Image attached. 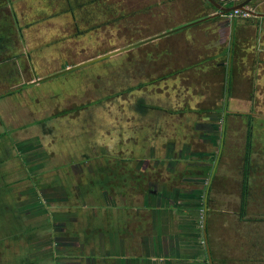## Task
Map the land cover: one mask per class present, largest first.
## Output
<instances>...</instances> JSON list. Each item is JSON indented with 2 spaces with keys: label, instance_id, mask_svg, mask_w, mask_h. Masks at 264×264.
Here are the masks:
<instances>
[{
  "label": "rangeland",
  "instance_id": "rangeland-1",
  "mask_svg": "<svg viewBox=\"0 0 264 264\" xmlns=\"http://www.w3.org/2000/svg\"><path fill=\"white\" fill-rule=\"evenodd\" d=\"M202 3L0 0V89L9 91L19 87L9 89L14 84L25 85L126 49L0 97V133L17 136L0 140V146L7 143L0 154L12 151L1 156L5 163L0 165V188L12 183L9 196L15 210L6 219L1 216L0 264H54L53 256L62 261L58 264H69L48 239L52 231H40L43 225H36L41 222L36 219L50 215L54 220L53 211L72 212L75 206L99 214L113 207L112 198H118L121 206L142 208L149 215L143 214L144 231H154L151 215L164 205L162 199L147 196L148 181H156L155 194L160 198H180L182 191L202 196L204 190L210 213L230 216L220 215L213 221L211 215L208 220V264H264V244L257 247L244 242L246 233L256 231L262 225L259 220L264 221L250 219L248 212L251 205L252 212H259L264 203L263 75L261 70L230 73L241 40L236 35L229 48L230 36H220L218 43L214 35L216 28L232 20L246 19L225 17L220 20L226 24H193L129 48L200 20L206 13L209 16L213 8L205 12ZM217 44L229 49L227 55L218 57L221 48ZM255 58L256 54L248 63L257 66ZM17 141L35 150L22 147V155H16L13 145ZM10 144L11 151L7 150ZM16 147L21 148L19 143ZM53 178L60 181L56 190ZM84 187L90 189L85 202ZM9 196L0 193V200H9ZM36 197L43 201L39 208ZM184 200L183 204L190 201ZM244 201L247 206L242 214ZM174 214L178 215L177 210ZM14 215L34 227L6 231L5 220L8 223ZM158 217L163 220L161 214ZM58 222L62 231L71 229L67 221ZM88 228L93 231L91 224ZM79 229L74 225L73 231ZM171 231L181 229L173 225ZM177 244L183 246L182 241ZM93 250L99 253L95 240ZM126 253L129 258L146 257L137 246Z\"/></svg>",
  "mask_w": 264,
  "mask_h": 264
},
{
  "label": "crops",
  "instance_id": "crops-1",
  "mask_svg": "<svg viewBox=\"0 0 264 264\" xmlns=\"http://www.w3.org/2000/svg\"><path fill=\"white\" fill-rule=\"evenodd\" d=\"M208 1L203 0V8L205 12L207 10L209 11V8H213L212 12L209 13L210 15L216 14V10L214 7H211L208 3ZM250 9H256L258 13L264 14V2H255L250 5ZM208 14L206 13L205 17ZM199 17V16H198ZM229 17L227 15L225 16H216L214 18L205 20L201 23H198L199 26L205 25L206 23H213L215 21H221L222 23H225V21L220 18ZM230 18V17H229ZM217 19V20H215ZM231 19V18H230ZM229 19V20H230ZM228 23V22H227ZM226 24V23H225ZM216 32L214 35L217 41H219L218 38L222 35L230 36V42H229V48L231 39H233L236 35L237 40H241V47L238 49V51H235L234 57V63L233 67L229 68L230 73H240L241 70L251 71L255 70V72L262 71V75L260 80L262 84H264V18L262 17H252L250 19L246 20H239L236 22V20H232V22L229 24H226L225 27L216 28L214 31ZM158 36V34H156ZM228 42V41H227ZM220 43V41L218 42ZM223 43V42H222ZM218 45V44H217ZM219 48L220 45H218ZM229 49H225L224 47L221 48L220 54L218 57H221L224 53L227 55ZM237 52V53H236ZM5 53V52H4ZM244 53V54H243ZM3 54L0 50V55ZM256 54V60H257V66L253 62H249L252 60V56ZM235 57L237 58V62H235ZM240 62L238 63V61ZM2 61H0L1 63ZM255 65V67H254ZM254 67V68H253ZM233 68V69H232ZM246 74V73H245ZM16 86H23L19 84H14L13 86L9 87L14 88ZM8 88L0 89V92L7 91ZM0 136H8L5 133H0ZM23 140V139H21ZM28 140V139H27ZM24 141H20L19 143L22 144ZM24 146V144L21 145V147ZM1 148V146H0ZM19 152V151H16ZM3 156L0 154V165L1 162L3 164L5 163ZM9 161V160H7ZM3 169V168H2ZM136 172V171H134ZM53 190H56L60 186V181L57 178H53ZM149 188L148 196H151L150 199H162L163 207L164 209L157 210L155 209L154 213L151 215V219L154 226V231H144V223H143V214L147 215L146 213H143L142 208L138 207H124L119 204L118 200H116V204L111 203L112 206L105 208V210H101L99 214H93L88 207L87 209L82 208L80 210V206H75V211H86L89 210L86 214H81L80 212H76L72 214L71 218L72 221H75L77 223H85L87 226L91 224V228H93V231H101L104 238V244L106 246V250L109 251L107 254V258L105 260V263L103 264H208V260L205 259V252H206V245L207 241L210 242V231H207L210 227L209 225V218L212 217V220L215 221V219L219 218V216L226 217L227 219H230V216L227 215V213L219 212L220 214H214L216 211L213 210V214L210 213L209 209V198L206 194L205 199L203 198L204 190L202 191V196L194 195V192H181L180 198H175L174 195H171L167 197L160 196L157 197L155 194L157 188L156 181H152L151 184H147ZM211 184L208 183L207 187L209 191ZM152 187V190H151ZM36 185V189H37ZM0 193H2L3 196H9L12 193V183L7 182L5 184V188H0ZM11 189V192H10ZM34 189V186L32 187ZM29 191V190H28ZM36 191V190H35ZM170 193V192H169ZM198 193V192H196ZM190 201H188V198ZM1 198V197H0ZM87 198V197H86ZM186 199V203H182V199ZM172 199L175 200V203L172 205ZM180 200L179 203L178 200ZM13 199L9 196V200L1 201L0 200V217H5L10 214H14V208L11 206ZM125 199L123 198V204H125ZM185 201V200H184ZM193 202L189 208V202ZM112 202V201H111ZM132 201L130 200V203ZM262 202V201H261ZM3 203V204H2ZM118 203V204H117ZM170 204L171 206L168 207L167 205ZM2 205H4L2 207ZM247 206V203H246ZM251 205V209H252ZM248 210L250 213L249 217L250 219L254 217L255 219L264 218V203L262 202V206L259 208V212H252ZM56 210H59V208H56ZM173 210H177V213L179 217H177L175 214H173ZM184 211H186L184 213ZM212 211V210H211ZM246 212V211H245ZM53 213H60L66 214L65 211H53ZM161 214L163 216V220L160 221V218L158 215ZM229 214V213H228ZM247 216V213H245ZM260 214V215H259ZM116 215V216H115ZM241 215V214H240ZM61 216V215H60ZM149 216V215H147ZM145 216V217H147ZM148 218H146V221ZM211 220V219H210ZM151 221V220H150ZM151 221V224H152ZM207 221V222H206ZM262 222V225L259 226V228H255L256 231H251L246 233L247 237L244 238L245 244H257L258 246H261L264 244V221L259 220ZM179 227L181 231H171L172 226ZM153 226V225H152ZM167 229L168 231H159L158 229ZM143 229V230H142ZM230 231V230H229ZM173 232L176 234L175 237H173ZM254 232V233H253ZM226 234L225 232L223 233ZM230 234L231 231L227 232V239H228V246L230 244ZM207 236V237H206ZM175 239V240H173ZM179 241L183 242V246L177 244ZM240 243V246L244 244ZM247 242V243H246ZM235 243V242H233ZM259 243V245H258ZM192 245V247H191ZM137 246L138 249L140 248L144 255L146 254V257L143 259L139 258H133L129 256H126L127 253L134 247ZM129 247V248H128ZM191 247V248H190ZM251 247V246H249ZM190 248V249H189ZM39 256L42 257L40 254H43L42 251L38 249ZM79 252V251H76ZM153 253V254H152ZM158 254V255H157ZM157 256V257H156ZM203 256L204 258L201 260L199 257ZM230 263V261H229Z\"/></svg>",
  "mask_w": 264,
  "mask_h": 264
},
{
  "label": "flooded vegetation",
  "instance_id": "flooded-vegetation-1",
  "mask_svg": "<svg viewBox=\"0 0 264 264\" xmlns=\"http://www.w3.org/2000/svg\"><path fill=\"white\" fill-rule=\"evenodd\" d=\"M9 127H11V129H12V126H9ZM6 137L0 136V140H2L3 138H6ZM8 137H9V139L13 140L17 136H15L14 134H12V135L10 134V135H8ZM18 143L19 142L17 141L13 145L14 150L19 151V152L15 151L16 155H18V154L22 155V152L20 151L22 149V147H25L29 151L35 150L34 149L35 147H31L33 145L29 146V145L24 144V146L21 147V145L23 143L22 144L19 143V146L21 148L18 149L16 147L18 145ZM6 144H7L6 142L3 145L1 144L0 150L6 149ZM11 148H12V144H10L7 147V150L11 151L12 150ZM27 150H26V152H27ZM11 152L8 153V152L1 151V154L2 155L4 154L6 156V155H11ZM26 152H24V153H26ZM27 155H30V154H27ZM27 159H29V157H26L25 162L27 161ZM210 170H212V169H210ZM145 181H148V180L145 179ZM151 182L148 181V185L151 184ZM81 189L83 191V197L85 199L84 200V202H85L87 199L86 197H89L88 192H90V189L88 187L87 188L84 187ZM147 196H148V193H147ZM36 199L39 200V201L35 200L36 206H37V208H39V207H41L40 204L43 201L40 200L38 197H36ZM28 200L32 201L31 199H27V201ZM116 200H118V198H112L111 199L112 203H114V204H116ZM150 200H152V199H150ZM124 207H127V206H124ZM81 209H82V207L80 206V210ZM76 212H80L83 215V211H72V212L66 211L65 212L66 214L60 213L59 215H58V213H53L54 220L51 219L50 215L43 216V217H41V219L38 217L36 219V221H41V222H38L36 225H43V227L40 229V231H44V230L45 231H52L51 234L49 235L48 239L54 243V245H55L54 250H56L59 255L61 254V251H62L61 257L65 258L69 264H103V263H105V260L107 258V254L109 253V251L106 250V246L104 244L103 234L101 233V231H87V229H89V228L85 223L81 222L78 224L75 221H72L71 216H72V214H74ZM12 218L13 219L11 221H8V223L5 220L6 229H7L6 231H10V232L11 231L12 232L23 231V230L28 231L29 229L34 227L33 225L27 224V221L23 222L22 218L18 217L17 215H14ZM28 218H29L28 216L25 217V219H28ZM58 221H67L66 226L71 227V229L69 231H62L63 229L60 228V223ZM3 224L4 223L2 222V218H1L0 231H4L3 226H2ZM74 225L79 226L81 229H79L78 231H73ZM93 236H94V239H93ZM101 237L103 238L102 240H101ZM17 238L18 237H15L12 239L17 240ZM19 240H22V238ZM94 240L96 241V244L98 246V249H99L98 252L99 253H96L93 250ZM11 243H10V245H11ZM67 249H69V251H67ZM205 249H206V247H205ZM76 251H79V252H76ZM206 251H207V249H206ZM49 255L50 254L47 252L46 257H49ZM52 258H53L52 263H54V264H58L59 262L62 263L61 260H55L54 256Z\"/></svg>",
  "mask_w": 264,
  "mask_h": 264
},
{
  "label": "water",
  "instance_id": "water-1",
  "mask_svg": "<svg viewBox=\"0 0 264 264\" xmlns=\"http://www.w3.org/2000/svg\"><path fill=\"white\" fill-rule=\"evenodd\" d=\"M207 1H208V3H210V4L214 7V9L217 11L216 14H214V15H210V16H207V17H204V18H202V19H200V20H196V21H193V22H189L188 24H186V25H184V26H182V27H177V28H175V29H172L171 31H168V32H166V33H163V34H161V35H158V36H156V37H154V38H152V39H149V40H146V41H142V42H140V43H138V44L132 45V46L129 47V48H134V47H136V46L146 44V43H148V42H150V41H153V40H156V39H160L161 37H164V36H166V35H169V34H172V33H175V32H179V31L184 30L185 28H187V27H189V26H192L193 24L201 23V22H203V21H205V20H208V19L214 18V17H216V16H225V15H229V14L235 12L236 10L246 11L247 8H250V5H251V4H253V3L256 2V0H237V1H235L234 3H231L230 5H229V4L226 5V4L223 3L222 1H221V3H220L218 0H207ZM250 12H251V14H252V17H262V18H264V14L258 13L256 9H251ZM190 23H192V24H190ZM129 48H127V49H129ZM125 50H126V49H122V50L115 51V52L111 53L110 55H105V56H102V57H98L97 59H94V60L88 61V62L83 63V64H80V65H77V66H75V67H73V68L66 69V70H64V71H61V72H59V73H56L55 75H52V76H49V77H46V78H43V79H40V80H36V81H34V82H30V83H28V84H25V85H23V86H21V87H17V88H15V89H12V90L6 91V92H4L2 95H0V97L7 96L8 94H11V93H14V92H19V91L22 90V89H25V88H28V87H30V86H33V85L39 84V83H41V82H43V81H46V80H48V79L54 78V77L59 76V75H62V74H64V73L71 72V71H73V70H75V69H78V68H81V67H83V66H85V65H88V64L94 63V62L99 61V60H102V59H104V58H106V57H108V56L118 54V53L123 52V51H125Z\"/></svg>",
  "mask_w": 264,
  "mask_h": 264
},
{
  "label": "built area",
  "instance_id": "built-area-1",
  "mask_svg": "<svg viewBox=\"0 0 264 264\" xmlns=\"http://www.w3.org/2000/svg\"><path fill=\"white\" fill-rule=\"evenodd\" d=\"M221 1L223 3H225L226 5L227 4L230 5L231 3H234L237 0H221ZM250 11H251L250 8H247L246 11L236 10L235 12H233V13L227 15V16H229L230 18L232 17V19H234V18H245V19L252 18V14H251Z\"/></svg>",
  "mask_w": 264,
  "mask_h": 264
},
{
  "label": "trees",
  "instance_id": "trees-1",
  "mask_svg": "<svg viewBox=\"0 0 264 264\" xmlns=\"http://www.w3.org/2000/svg\"><path fill=\"white\" fill-rule=\"evenodd\" d=\"M208 3V2H207ZM211 7H213L210 3H208ZM0 40H2V38L0 37ZM1 49V48H0ZM143 108V110H145V107L143 106L142 107ZM249 138H251V132H249ZM250 141V140H249ZM249 153H250V147L248 146L247 147V149H246V164L248 165V161H249V159H248V155H249ZM248 154V155H247ZM248 167V166H247ZM210 170V169H209ZM247 176H248V173H246L245 174V178H247ZM246 183V182H245ZM247 184V183H246ZM244 185V188H243V194H244V189L246 190L247 189V185ZM245 207H246V202L244 201L243 202V204H242V206H241V212H242V214H244V212H245Z\"/></svg>",
  "mask_w": 264,
  "mask_h": 264
}]
</instances>
